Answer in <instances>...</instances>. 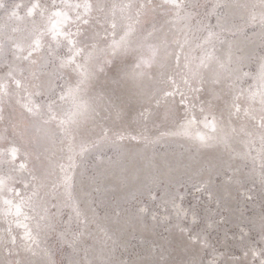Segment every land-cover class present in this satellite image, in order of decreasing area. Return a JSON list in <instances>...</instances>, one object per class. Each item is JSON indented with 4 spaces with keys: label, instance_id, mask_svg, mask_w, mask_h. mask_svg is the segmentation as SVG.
Here are the masks:
<instances>
[{
    "label": "snow or ice",
    "instance_id": "snow-or-ice-1",
    "mask_svg": "<svg viewBox=\"0 0 264 264\" xmlns=\"http://www.w3.org/2000/svg\"><path fill=\"white\" fill-rule=\"evenodd\" d=\"M0 264H264V0H0Z\"/></svg>",
    "mask_w": 264,
    "mask_h": 264
},
{
    "label": "rangeland",
    "instance_id": "rangeland-1",
    "mask_svg": "<svg viewBox=\"0 0 264 264\" xmlns=\"http://www.w3.org/2000/svg\"><path fill=\"white\" fill-rule=\"evenodd\" d=\"M5 3H9L10 0H4ZM201 3H211L212 0H200ZM212 23H215V20L213 19L212 20ZM255 66H251V68H246L245 71H255ZM250 83V81H249ZM245 87H247V84H245ZM170 149H175L176 151H183L184 149L181 148L178 144H171L170 146ZM156 151L158 152H163L165 151V146L164 145H157L156 148H155ZM95 155L96 154H93L92 156H89L88 158V161L89 163H93L94 160H95ZM102 155V158L104 159H107L108 157L110 156H113L114 155V152L109 149V148H105L103 150V152L101 153ZM19 163V161H18ZM181 191H184V189H181ZM234 196L236 195L235 193L233 194ZM197 198L203 200V199H206V196L204 194H199V193H194L193 190L189 187L187 189V193H186V196H185V206H187L188 204H195L197 202ZM227 215V213H225ZM65 219H67V210H66V215H65ZM147 238L146 236L140 234V233H134V238H132L131 236L128 237V239L131 240L132 243H140L143 239ZM57 259H60V256L57 255L56 257Z\"/></svg>",
    "mask_w": 264,
    "mask_h": 264
}]
</instances>
